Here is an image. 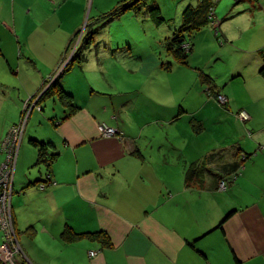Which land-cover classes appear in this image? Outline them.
Returning a JSON list of instances; mask_svg holds the SVG:
<instances>
[{
    "label": "crops",
    "instance_id": "1",
    "mask_svg": "<svg viewBox=\"0 0 264 264\" xmlns=\"http://www.w3.org/2000/svg\"><path fill=\"white\" fill-rule=\"evenodd\" d=\"M197 5L186 0L168 35L138 37L141 48L122 39L108 41L116 53L83 46V61L60 75L83 41L61 31L69 0H0V56L26 79L0 131L16 125L25 99L58 73L72 105L60 100L54 115L39 101L42 110L25 124L12 183L15 264H264V0L219 10L217 3L218 25L196 32L178 63L167 44L183 11ZM218 65L220 75L209 70ZM12 79L0 67L3 93ZM210 121L218 143L208 141ZM102 123L119 138L102 137ZM31 140L47 144L55 156L48 165L35 166ZM242 154L249 158L220 191ZM69 230L81 237L66 240Z\"/></svg>",
    "mask_w": 264,
    "mask_h": 264
},
{
    "label": "rangeland",
    "instance_id": "2",
    "mask_svg": "<svg viewBox=\"0 0 264 264\" xmlns=\"http://www.w3.org/2000/svg\"><path fill=\"white\" fill-rule=\"evenodd\" d=\"M121 1H124V0H87L86 2H84V0H69L68 21H66L63 24L61 31L64 32L68 30L69 37H72V36H75V38L81 37L82 40H84V38L86 39V35L93 32V34H91V39L88 43V46L93 44L94 52L97 49V46H101L99 50H108L109 52L112 51L113 53L122 51L121 49L115 50L116 47L115 48L108 47V43L110 41L118 42L121 39L123 40V44L125 46H127V41H128L130 45L133 46L135 44V46H138L141 48L143 47V44L137 41L138 37L140 38L146 37L148 40H151L152 38H158V40H160V39H164L168 35V32L170 31L169 29L175 25L173 23L180 19V14L186 2V0H146L143 4H141L136 9L129 10L118 18H114L113 20L103 19V17H105L106 14H109L110 12H112L113 9L117 6V4ZM187 1H193V0H187ZM237 1L239 0H218L216 2V4L218 3V5L216 6V9L219 10V8L224 9L227 6H232L233 4H236ZM241 4L243 3H239V5ZM154 5H157L158 8L160 9L159 14H160V17L163 19V22L160 25H156L153 21L149 19L147 15L148 14L147 10L152 8ZM217 25L218 24L215 23L214 26H217ZM59 35L60 34L58 33V36ZM99 41H102V42H99ZM215 43L217 46L219 45L217 41ZM220 43L222 44V42ZM75 44L76 42L72 44L71 47L75 48L74 46ZM186 44H189V43H184L182 45V48L184 50H185ZM155 46H156V42H155ZM209 46L212 47V49L216 47L214 46V44L212 45V43H210ZM70 54L71 52H69L67 59L71 58V56H69ZM228 64H230L231 66L230 60H228ZM0 67L4 69V71H6L9 75H11V77L16 78L15 80L13 79L10 80L8 84H6L10 86V88H8L9 89L8 92L4 91L3 93V89L0 90V129H1V127L3 126V123H6L9 120H13V115L16 114V111H13V110L17 109L14 102L20 99V97L18 96V91H19L18 86L20 85L22 86L23 81L24 83H26V79L24 77V74H21L18 77H15V75H12L11 71L9 70L10 67L6 63V59L3 57V55L0 56ZM223 67L225 68L226 65L223 64ZM209 70L218 72L219 75L221 74L220 65H218L216 69L215 67H212V69H209ZM221 72L223 71L221 70ZM36 75H39V73L37 74L34 71L33 74L31 75L32 77H30V80L34 79ZM62 78L63 77L59 78L58 81H60ZM2 83H4L3 80H2ZM31 83H33V81L30 82V84ZM48 83H50V81L46 80L45 85H47ZM222 83H223L222 80H220L219 83H217L216 85L221 86ZM226 90H228V87L226 88ZM43 92H44V89L41 90V92L37 93L36 95H33L30 99L28 100L25 99L23 106H22V117H21L22 119L18 121L19 123L17 122L21 130L24 126L23 125L24 117L27 116V114L29 113V107H35L34 109H37L36 106H39L38 99L43 94ZM208 92L209 93L212 92L210 88ZM21 101L22 100L20 99L19 104L21 103ZM3 102H4V106L2 107ZM216 102H217L218 107H221V108L226 107V105L222 106L221 104H219L217 100ZM60 103L61 102L57 94L50 95V97L45 98L41 102L44 108V112L48 111L49 114L54 113V115L58 111L59 109L58 107H60ZM8 104H11L13 106L11 107L13 108L12 111L7 106ZM25 105L27 106L25 107ZM34 114H36L35 111H34ZM215 115H218V113ZM236 116H237V113H236ZM33 117L34 116H32V118ZM243 122H246V121H243ZM217 125L218 124L216 123V121H210L207 124L206 131L209 136L208 141H211V140L215 141V138H214L215 136L211 137L212 132L210 130L217 129L218 127ZM7 130L4 131L3 133L2 131H0V145L8 132ZM116 138H119L118 132H117ZM214 143H218V140H216ZM224 147L227 148L228 144H225ZM18 153H19V148H18ZM2 161H3V156L0 154V163ZM13 228H14V225H13ZM1 243H2V235H1V230H0V244ZM0 248H1L0 252L5 253V251L3 250V246H0ZM6 256L8 257V254Z\"/></svg>",
    "mask_w": 264,
    "mask_h": 264
},
{
    "label": "trees",
    "instance_id": "3",
    "mask_svg": "<svg viewBox=\"0 0 264 264\" xmlns=\"http://www.w3.org/2000/svg\"><path fill=\"white\" fill-rule=\"evenodd\" d=\"M146 0H124L117 4V6L113 9L112 12L109 14H106L103 19H114L118 18L121 15H123L125 12L129 10H134L137 7H139L141 4H143ZM216 2H213L211 0H198V5L196 7L188 6L182 13V25L179 29H177L172 38L169 40L167 44V50L174 56L175 60L178 63H186V59L191 52V44L190 39L192 36L198 32L202 27H205L207 24H210V18H209V12L211 9L215 10ZM160 9L157 5H154L152 8L147 10L149 18L156 24L160 25L163 22V19L160 17ZM91 34L89 33L86 35V39L84 38L81 47H77L76 51L73 53L72 57L70 58L69 62L65 65L64 70L60 73V75L66 71L74 62H81L83 61V54L79 53L83 46H86L90 39ZM184 43H189L190 48L186 51L182 48V45ZM262 59L264 62V53H262ZM261 75L264 77V65L263 68L260 71ZM60 77V76H59ZM58 79L54 80L50 86L46 89V91L43 92V94L38 99L39 101L44 100L47 97H50V95H58V98L63 101L65 105H71L70 101H65L67 99H70V97L66 96L62 93L61 90L58 88ZM208 82V80H207ZM216 99V95L214 96ZM32 145L37 149V160L35 163V166H39L41 164L48 165L55 157L53 155H49L47 150V144H44L42 142H37L35 140L30 141ZM1 154V153H0ZM2 155V154H1ZM3 156V155H2ZM249 158L248 155L242 154L240 155L239 159L241 160L239 163L235 164L234 169L227 178L220 179V181L224 180H231L233 176H237L236 172L237 169L241 166L242 161H245ZM49 162V163H48ZM49 179V177H48ZM187 181L193 180L192 173L187 174L186 177ZM219 184V183H218ZM2 235V233H1ZM65 239L68 241L79 239L81 235H77L73 233L72 231H67L65 234ZM98 236V235H97ZM100 236V235H99Z\"/></svg>",
    "mask_w": 264,
    "mask_h": 264
},
{
    "label": "built area",
    "instance_id": "4",
    "mask_svg": "<svg viewBox=\"0 0 264 264\" xmlns=\"http://www.w3.org/2000/svg\"><path fill=\"white\" fill-rule=\"evenodd\" d=\"M211 1L217 2L218 0ZM209 18L210 24L212 26H214L215 23L217 24L214 9L210 10ZM189 47L190 45L186 44L185 50L187 51ZM216 100L222 106H225L227 104V98L222 94H217ZM26 106L27 105H25V107ZM36 107H38L37 109L40 111V107ZM28 116L29 113L27 114V116L24 117V126L26 124ZM237 117L241 121H247L249 119L248 114L243 111L239 112ZM98 126L99 133L102 137H116L118 132L116 129L106 125L105 123H102ZM23 128L21 130L18 124L10 127L0 145V153L3 155V161L0 163V230L2 233V244L0 246H3V250L5 251V256L3 258L5 259V263L3 262L4 264H15V256L20 253L18 242L16 240V233L13 228V218L11 213V185L13 183L14 167L17 158L18 148L20 147V143L22 140ZM234 177L235 176H233L232 179ZM226 182L227 181L224 180L219 182L218 188L220 191H224L226 189ZM7 254L8 257L6 256ZM89 255L91 257H94L97 255V252L91 251ZM0 257L2 258L1 254Z\"/></svg>",
    "mask_w": 264,
    "mask_h": 264
},
{
    "label": "water",
    "instance_id": "5",
    "mask_svg": "<svg viewBox=\"0 0 264 264\" xmlns=\"http://www.w3.org/2000/svg\"><path fill=\"white\" fill-rule=\"evenodd\" d=\"M69 60L70 59H68L67 60V63L69 62ZM66 63V64H67ZM59 73L57 74V76H55V78L52 80V81H50V83H49V85L47 86V88L50 86V84L54 81V80H56V79H58L59 78ZM46 88V89H47ZM46 89H45V91H46ZM48 98V97H47ZM30 99V98H29ZM35 107H29V116L27 117V119L30 117V114L32 113V111H33V109H34ZM38 108V107H37ZM38 110V109H37ZM42 110V108L40 107V111ZM39 111V110H38ZM26 122H27V120H26ZM11 191H12V185H11ZM11 198H12V193H11Z\"/></svg>",
    "mask_w": 264,
    "mask_h": 264
},
{
    "label": "flooded vegetation",
    "instance_id": "6",
    "mask_svg": "<svg viewBox=\"0 0 264 264\" xmlns=\"http://www.w3.org/2000/svg\"><path fill=\"white\" fill-rule=\"evenodd\" d=\"M75 52V51H74ZM73 55V54H72ZM72 57V56H71Z\"/></svg>",
    "mask_w": 264,
    "mask_h": 264
}]
</instances>
